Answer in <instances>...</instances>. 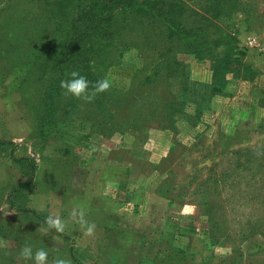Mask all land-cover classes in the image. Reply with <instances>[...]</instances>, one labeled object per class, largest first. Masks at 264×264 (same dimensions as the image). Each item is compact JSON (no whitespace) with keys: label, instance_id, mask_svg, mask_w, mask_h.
<instances>
[{"label":"rangeland","instance_id":"1","mask_svg":"<svg viewBox=\"0 0 264 264\" xmlns=\"http://www.w3.org/2000/svg\"><path fill=\"white\" fill-rule=\"evenodd\" d=\"M214 1L226 9L217 25L239 61L222 66L225 39L213 55L179 52L178 65L158 66L168 57L143 51V32L132 26L97 72L111 80L107 92L90 103L67 96L60 110H47L45 90L63 95L60 83L76 69L50 65L47 34H26L36 40L35 68L10 44L25 41L19 29L37 27L27 13L44 3L49 32L67 31L75 2L63 10L58 0H0V264H18L25 244L46 250L48 264L58 256L72 264H264V0ZM20 157L34 162L29 186ZM80 207L96 225L91 237L70 216ZM57 213L65 232L43 235Z\"/></svg>","mask_w":264,"mask_h":264},{"label":"trees","instance_id":"2","mask_svg":"<svg viewBox=\"0 0 264 264\" xmlns=\"http://www.w3.org/2000/svg\"><path fill=\"white\" fill-rule=\"evenodd\" d=\"M81 1L58 0L57 3L63 10L66 3L71 5V2H75L74 12L76 14L74 18L80 24L77 29L76 20L73 21L69 29L64 30L63 33L60 32L61 34L59 33L58 36L49 32L54 30L51 26L54 20L52 19L53 13L49 9L43 8L46 3L43 4L40 12L34 10L27 13L26 19L31 17L38 19V21L35 19V23H38L37 27L26 28L25 26L23 33L22 29H19L17 32L22 34L25 41L21 45L17 39L11 41L10 44L11 46H22L27 66L35 68L37 65L32 57L36 48L33 49L32 45L47 34L46 38L55 42L53 46L50 45V48L49 45L45 47L47 54L48 51L51 54L54 51L53 53L56 54L55 60L52 59L50 65L59 66L61 74L65 69L74 67L92 86L99 80L97 72L110 65L109 56L111 54L108 52L111 51V47L117 45L122 34L132 26H136L143 32L142 44L139 45L145 49L143 51L168 57L167 61L158 63V66L159 64L164 67L169 65L173 68L172 65H178L176 55L179 52L201 57L213 55L225 39L223 57L225 59L222 63L224 68L239 61L237 58L240 59L242 55L239 51L236 52L235 45H232L225 27L217 25L218 21L223 22L221 18H225L226 15V9L220 5L219 1L207 0L209 2L207 5H200L197 0H87L84 7L80 6ZM58 17L62 20L64 18L62 13ZM207 26L211 28L210 32L206 31ZM34 31L36 40L29 37ZM26 34L30 35L26 36ZM56 46L58 49H55ZM154 75H158L155 70L151 76ZM174 75L180 76L181 73L178 72ZM168 76H172L171 73ZM147 78L150 79V77ZM52 89L49 87L45 90L46 93H49L45 99L47 110L50 106H56L60 110L65 103H68V99L60 93L53 95L55 99H52L50 96ZM51 116H53L52 112H50V119ZM49 123L50 121L45 122V124ZM38 132L40 136L43 135L40 130ZM19 161H25L30 169V174L24 173L27 176L24 184L29 186L32 184L34 162L28 157H20L17 162ZM20 168L23 171L22 165ZM14 191L16 189L11 192ZM10 197L9 194L7 198ZM27 211L34 216L44 214L34 209H27Z\"/></svg>","mask_w":264,"mask_h":264},{"label":"clouds","instance_id":"3","mask_svg":"<svg viewBox=\"0 0 264 264\" xmlns=\"http://www.w3.org/2000/svg\"><path fill=\"white\" fill-rule=\"evenodd\" d=\"M69 76L70 79L62 80L60 83V88L64 90L63 95L66 97L72 96L85 103L92 102L97 95L107 92L112 86L111 80L106 77L98 80L91 86V91H89V81L78 71H71ZM70 216L83 230V235L85 237L94 235L96 225L94 223H89L85 219L86 213L82 207L73 209ZM45 224L47 227L41 229L43 235H48L49 230H54L56 233L62 234L65 232L67 226L66 222L61 219L58 213L48 215L45 219ZM2 246L3 245L0 244V247ZM48 256L49 253L43 248L33 252L31 245L25 244L19 250L16 259L18 264H27L28 261H32V264H48ZM52 264H72V261L69 258L58 256L53 259Z\"/></svg>","mask_w":264,"mask_h":264},{"label":"built area","instance_id":"4","mask_svg":"<svg viewBox=\"0 0 264 264\" xmlns=\"http://www.w3.org/2000/svg\"><path fill=\"white\" fill-rule=\"evenodd\" d=\"M247 43H248V44H254V43H255V38H254L253 36L248 37V38H247Z\"/></svg>","mask_w":264,"mask_h":264}]
</instances>
